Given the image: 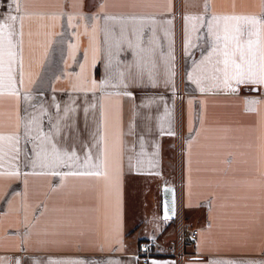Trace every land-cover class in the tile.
I'll use <instances>...</instances> for the list:
<instances>
[{
    "label": "crops",
    "instance_id": "crops-1",
    "mask_svg": "<svg viewBox=\"0 0 264 264\" xmlns=\"http://www.w3.org/2000/svg\"><path fill=\"white\" fill-rule=\"evenodd\" d=\"M18 4L0 0V22L23 18L18 95L0 89V134L22 138L19 174L8 158L0 167V264H141V241L177 246L186 224L199 235L185 259L150 264H264V85L226 87L218 55L197 69L211 17L264 19V0ZM33 116L39 138L25 144ZM33 143L47 153L35 167L23 154L37 159ZM51 144L79 159L50 165ZM165 186L177 190L174 221L163 219Z\"/></svg>",
    "mask_w": 264,
    "mask_h": 264
},
{
    "label": "snow or ice",
    "instance_id": "snow-or-ice-1",
    "mask_svg": "<svg viewBox=\"0 0 264 264\" xmlns=\"http://www.w3.org/2000/svg\"><path fill=\"white\" fill-rule=\"evenodd\" d=\"M16 4V11H19L18 0H13ZM20 20V31L16 32L15 22ZM20 17L9 14L4 22H0V89L7 87L9 89V95H18L16 88V80L14 77L13 65L17 63V53L15 51L17 43H22L23 38V23ZM188 20L199 19L203 20V17H187ZM221 22L223 31L221 33ZM155 23V21H153ZM169 23H171L169 21ZM204 26V25H201ZM207 35L211 36L212 42L210 44L211 51L203 57L200 65H197V69L201 65L211 61L212 56L218 55L214 67V72L222 73L223 84L227 87L231 81H235L237 84L241 83H253L264 85V19L256 16H237V15H225L216 16L213 15L211 20L207 23ZM123 32V29H122ZM19 35L21 40L19 42L13 41V36ZM199 39H202L200 37ZM191 47V42H189ZM21 68L23 66L22 59L19 60ZM223 65L219 67L218 65ZM196 70L194 69V72ZM123 73H121V76ZM193 83L200 85V78L195 75L189 77ZM212 79L216 80L219 77L213 75ZM22 82V81H21ZM204 91L203 87L200 89ZM2 94V93H0ZM28 99V97H25ZM250 103H258V101H251ZM43 111V109H41ZM33 125L36 126V130L39 131L38 118L33 116L32 119L25 125V134L23 137L24 143L29 142V138L34 142L38 139V136H33ZM53 132L46 134L42 141L51 143L53 136L59 134V123L52 125ZM21 136L18 134L3 135L0 134V167L3 166V161L8 158L9 162L13 164L12 175H18V167L14 162L19 158L21 154ZM6 142V143H5ZM40 148L37 151V148ZM33 151L37 159H31L28 156L27 149H23V154L26 160H29L33 167L36 166L39 157L45 152V149L41 146L33 143ZM67 161H74L79 159L76 153L63 152L61 153L56 144H51V154L48 163L50 165H58ZM103 161H101V164ZM90 164V159L86 158L85 167ZM69 175H100L101 173H88V172H70ZM167 218V216L165 217ZM57 264V262H53ZM69 264H83L82 261H72Z\"/></svg>",
    "mask_w": 264,
    "mask_h": 264
},
{
    "label": "built area",
    "instance_id": "built-area-1",
    "mask_svg": "<svg viewBox=\"0 0 264 264\" xmlns=\"http://www.w3.org/2000/svg\"><path fill=\"white\" fill-rule=\"evenodd\" d=\"M199 231L193 229L189 224L181 227L178 237V245H162L155 236H151L139 243L138 258L141 264H150L151 261L159 257H173L178 260H184L186 255L183 252V243L185 240L192 245L197 243Z\"/></svg>",
    "mask_w": 264,
    "mask_h": 264
},
{
    "label": "water",
    "instance_id": "water-1",
    "mask_svg": "<svg viewBox=\"0 0 264 264\" xmlns=\"http://www.w3.org/2000/svg\"><path fill=\"white\" fill-rule=\"evenodd\" d=\"M163 219L174 221L177 217V190L175 187L165 186L162 190ZM167 216V218H165Z\"/></svg>",
    "mask_w": 264,
    "mask_h": 264
}]
</instances>
